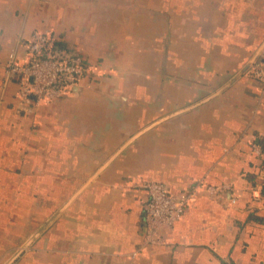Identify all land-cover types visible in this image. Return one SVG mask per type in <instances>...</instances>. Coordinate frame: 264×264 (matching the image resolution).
I'll list each match as a JSON object with an SVG mask.
<instances>
[{"label": "crops", "instance_id": "0c3cea01", "mask_svg": "<svg viewBox=\"0 0 264 264\" xmlns=\"http://www.w3.org/2000/svg\"><path fill=\"white\" fill-rule=\"evenodd\" d=\"M37 31L89 74L27 111L5 65ZM263 42L264 0H0V264H264V91L230 83ZM147 181L236 203L146 246Z\"/></svg>", "mask_w": 264, "mask_h": 264}, {"label": "built area", "instance_id": "2783aa9c", "mask_svg": "<svg viewBox=\"0 0 264 264\" xmlns=\"http://www.w3.org/2000/svg\"><path fill=\"white\" fill-rule=\"evenodd\" d=\"M5 71L16 80L17 98L30 111L41 103L67 97L76 88L81 78L89 74L84 61L66 49L56 46L52 37L44 32H33L26 43V55L20 60L10 54ZM249 79L259 83L264 91V49L246 70ZM250 150L264 158L256 139L249 143ZM146 192L143 213V245L159 246L165 244L163 232L177 223L189 204L202 191L211 200L229 195V203L234 205L236 197L230 196L231 187L227 184L205 185L194 182L179 194H172L162 183L147 181L141 183Z\"/></svg>", "mask_w": 264, "mask_h": 264}, {"label": "water", "instance_id": "95a60500", "mask_svg": "<svg viewBox=\"0 0 264 264\" xmlns=\"http://www.w3.org/2000/svg\"><path fill=\"white\" fill-rule=\"evenodd\" d=\"M263 49H264V42L260 45V47L258 48V50L255 51V53H254V54L252 55V57L247 61V63L244 65V67H243V68L237 73V75L234 76V78H232V80L230 81V83H231L233 80H235V79L241 77V76L246 72V70H247V69L251 66V64L257 59V57L260 55V53L263 51ZM201 103H202V102L197 103V104H195V105H193V106H190L189 108L199 106V104H201ZM27 245H28V244H27ZM25 246H26V245H25ZM19 254H20V252L17 253L16 256H18Z\"/></svg>", "mask_w": 264, "mask_h": 264}, {"label": "trees", "instance_id": "16d2710c", "mask_svg": "<svg viewBox=\"0 0 264 264\" xmlns=\"http://www.w3.org/2000/svg\"><path fill=\"white\" fill-rule=\"evenodd\" d=\"M56 46L65 50V48H64L60 43H57V42H56ZM253 139H256V138H255V137H254V138H251V139L249 140V142H250L251 140H253ZM256 141H257V140H256Z\"/></svg>", "mask_w": 264, "mask_h": 264}]
</instances>
